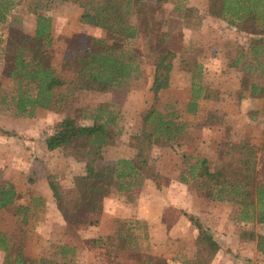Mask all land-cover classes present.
Listing matches in <instances>:
<instances>
[{
    "label": "trees",
    "instance_id": "1",
    "mask_svg": "<svg viewBox=\"0 0 264 264\" xmlns=\"http://www.w3.org/2000/svg\"><path fill=\"white\" fill-rule=\"evenodd\" d=\"M53 1L68 2L80 9L78 20L100 29L99 37H90L85 45L66 46L58 68L51 62L50 18L43 11ZM166 0H0V62L2 52L12 54L7 75L11 88L0 93V105L19 117H34L51 104H62L68 112L44 139L47 150L71 148L81 150L83 169L72 177L75 191L66 196L60 185L47 182L54 206L64 221V233L77 237L75 217L82 213L98 212L101 199L112 192H127L142 180L150 179L157 189L162 187L161 174L146 170L153 146L176 143L185 130L177 114L157 109L159 92L169 85V73L175 52L169 47L167 32L162 30L158 4ZM219 19L235 28L242 43H232L225 58L228 68H242L264 75V0H206ZM177 9V6L174 7ZM34 15V31H25L26 15ZM139 44V53L138 47ZM186 52V51H184ZM151 68L148 90L151 104L141 116L139 132L128 137L133 150L129 157L121 156L112 163H104L102 151L115 144L120 131L116 114L103 106L82 115L91 124L78 123L69 114L73 101L84 91L104 93L109 89L127 90L141 85L143 65ZM182 70L189 74V97L185 111L194 113L199 100L217 101L220 91L205 82L206 71L195 53L188 52ZM246 79H244L245 81ZM264 83V79H263ZM247 98L264 99V85L245 83ZM1 90V89H0ZM256 110L250 112L253 117ZM4 135H12L0 129ZM225 149L238 156L237 162L226 161L220 169H210L198 157L188 164L178 181L192 186L194 191L211 202H227L237 207L235 220L240 225L264 223V160L257 167V148L245 140L222 143ZM264 150V128L259 144ZM17 192L10 181H0V211L10 207ZM37 200L36 198H32ZM13 215L26 224L32 214L30 207L18 204ZM97 219L82 221L93 225ZM113 235L91 239L94 247L102 248L108 258L119 253H134L138 240L132 242L133 227L129 222L115 221ZM118 223V224H117ZM140 226V225H139ZM197 227L199 225L197 224ZM136 229V228H135ZM238 238L253 240L258 252L264 254V236L251 228H241ZM135 239V238H134ZM207 246L196 249L190 264H210L217 250V242L207 236ZM132 242V243H131ZM2 264H73L74 247L51 245L38 258L22 252V241L0 232ZM135 264H157L163 260L155 255L140 253ZM125 264V263H123Z\"/></svg>",
    "mask_w": 264,
    "mask_h": 264
},
{
    "label": "rangeland",
    "instance_id": "2",
    "mask_svg": "<svg viewBox=\"0 0 264 264\" xmlns=\"http://www.w3.org/2000/svg\"><path fill=\"white\" fill-rule=\"evenodd\" d=\"M58 3L53 1L50 5L55 4L56 7ZM157 6L161 28L167 32L168 45L176 56L169 73V85L159 92L156 107L161 111H174L177 119L184 123L185 130L176 143L152 147L146 170L159 173L163 177L161 185L164 190H159L157 195L152 197L156 206L163 199L177 201L179 194L182 195L180 198L183 201L179 200L180 205H167L162 210L161 216L165 225L155 235L163 238L162 233L166 228L173 231L158 241L162 245H157L158 242L153 240L151 244L145 245L146 239L139 237L133 249L134 253H113H119L122 263L139 262L140 253L145 252L146 255L160 257L164 261L163 264H190L196 249H204L208 242L207 236H210L218 246L210 264H264V254L256 250L254 241L238 238V233L243 227L251 228L255 233L264 236V223L240 225L235 220V205L227 202H209L199 196L192 186L178 181L180 173H184L188 164L194 160L192 157L200 158L210 169H220L226 161L236 163L238 156L222 145L228 141L245 140L252 143L257 148V167L260 166L264 160V150L259 149L264 128V99L247 98L244 82L264 85V75L242 68L226 67L224 59L228 49L232 43H242V39L234 27L219 19L218 13L208 7L206 0H166ZM176 6L177 9L174 8ZM88 38L80 32L59 33L57 42L63 50V47L74 44L85 45ZM137 45L135 48H138L139 53V44ZM50 50L52 55L53 51ZM188 52L197 55L206 71L207 85L220 91L217 101L199 100L194 113L185 111L190 78L189 74L182 70V65ZM11 65L12 54L2 52L0 93H9L11 88L10 81L7 80ZM143 66L140 86H130L124 91L109 89L104 93L84 91L70 106L69 114L81 124L93 123L82 115L92 112L98 106L110 109L116 114L115 121L120 134L114 145L103 149L104 163H112L118 157H129L133 154V150L127 145L128 137L139 132L141 116L151 104V93L148 90L151 68L147 64ZM254 109L256 113L251 117L250 112ZM67 112L66 106L55 104L37 117L27 118L15 116L10 109L0 105V129L12 133L4 135L0 132V181L6 180L8 173L14 177L10 182L17 190V199H26L28 193L34 191V185L40 186L49 180L56 181L66 196L75 195L72 177L82 172L81 150H47L44 145L45 137ZM147 182L151 183L153 188V182ZM178 184L181 187L179 189L176 188ZM145 185L141 186H144L141 190ZM11 209L6 214L0 213V228L5 226L7 235L23 241L24 253L40 256L47 252L51 245H58L60 242L74 247L86 244V241L78 236L66 234L63 238L62 220L59 215L53 213V205H44L41 200L37 207L31 210V218L26 225L11 215ZM97 211L93 215H77L73 221L74 227L81 230L86 227V223L81 224L82 221L96 220L100 215V204ZM140 226L143 230L145 224ZM2 255L0 250V258Z\"/></svg>",
    "mask_w": 264,
    "mask_h": 264
},
{
    "label": "crops",
    "instance_id": "3",
    "mask_svg": "<svg viewBox=\"0 0 264 264\" xmlns=\"http://www.w3.org/2000/svg\"><path fill=\"white\" fill-rule=\"evenodd\" d=\"M58 2L59 3L56 7H55V4L50 5L48 9L42 12V14L50 18V35L52 37L50 49H52L53 51L52 56H51L52 57L51 62L55 68H58L60 64L62 51H63L60 49L61 45H59V43L57 42L59 33L60 34L62 33L70 34L74 32H80L89 37L88 41L90 37H99L103 35L100 29L90 26L88 24L82 23L78 20L80 9L76 5L68 3V2H60V1ZM25 17H26V21L24 22L25 31L31 34L34 31V15L29 13ZM190 31L191 30H188V32ZM62 49H64V47ZM224 62H225V59H224ZM52 105H55V104H51L50 106ZM46 110L42 112L36 111L34 117H37L38 114H41L45 112ZM34 117H31V118H34ZM9 174L10 173H8V175L6 176V181L7 180L11 181L14 178V177H11V175ZM147 180H150V179H147V178L143 179L140 185L132 186L130 190L127 192H124V191L112 192L101 199L100 215L97 218V222L94 225H91V226L88 225L84 229L77 230L78 237L82 240H85L86 244L84 243L81 247H74V245H70V246H73L75 249L73 264H123L122 261H120L119 256L113 257L111 255L108 258L107 256L104 255L102 248L94 247L90 242L91 239H94L97 237H102L105 235H113L115 231V226H116L115 221L116 220L120 222H123V221L127 223L129 222V224L132 222L131 225L133 227L132 228L133 237L136 236L134 237L135 239L132 238V242H134V240H138L139 237H142L143 239H146L144 241L145 245L151 244V240H153L154 242L155 241L160 242L162 239L167 237L166 234H170L169 232H173V231H169V229L166 228V231L162 233L163 238L155 235L156 232H158V230H161L162 226L165 225L164 222L162 221V216H161L162 210L164 209V207L170 204L180 205L179 200L183 201V199L180 198L182 197V195L179 194L180 197L177 198L178 199L177 201L176 200L168 201L166 199H163L162 202H159V205L156 206L154 203V199L152 200V197H155L159 190H164V189L162 187H161L162 189L161 188L157 189L154 183H153V188H152L151 183H148ZM145 182H147L146 185H145ZM143 184L146 187L143 190H141L144 187V186L141 187ZM179 185L180 184H178V186L176 187L177 189L181 188ZM33 189L34 191L32 192L34 193L32 192L28 193V196L26 199H24L23 197L22 199L19 200L17 199V196H16L11 206L22 204V205L31 206L30 209L32 210L33 208L37 207V205L41 202V200H42V203H44V205H50V206L53 205L54 211L53 210L52 211L54 214L59 215L60 219L62 220L61 221L62 227H63L62 235H63V238L66 237V234L63 232L64 231V221L54 206L53 198L51 195V191L48 187V184L45 183L40 186L34 185ZM129 194L130 196H128ZM32 198H36L37 200H33ZM11 206L10 207L8 206L5 209H2L0 213L4 212L6 214L12 208L11 215L14 218H16L13 215V207ZM28 222L26 224H28ZM141 224H145V227L143 226V230L140 229L141 226L139 225ZM0 229H2L1 231L4 234L8 233L5 230L6 229L5 226H3ZM159 242L157 243V245L158 244L162 245V243H159ZM59 244H61V242ZM22 252H23V244H22ZM45 253H43L40 256H43ZM23 254L30 258L40 257V256H32L24 252ZM165 255L166 254H164V256ZM166 260L168 259L166 258ZM135 263L136 262L125 263V264H135ZM0 264H2V256L0 258Z\"/></svg>",
    "mask_w": 264,
    "mask_h": 264
}]
</instances>
